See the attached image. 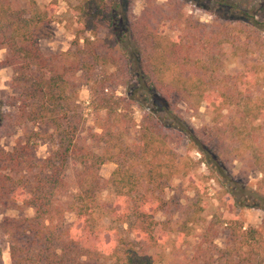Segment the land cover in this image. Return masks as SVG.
Segmentation results:
<instances>
[{"label":"trees","instance_id":"obj_1","mask_svg":"<svg viewBox=\"0 0 264 264\" xmlns=\"http://www.w3.org/2000/svg\"><path fill=\"white\" fill-rule=\"evenodd\" d=\"M135 1L73 0L69 48L45 55L38 42L58 1L0 0V67L11 69L17 116L51 130L42 158L33 149L40 131L0 147V212L33 209L0 218L8 264H157L167 243L179 260L168 264H264V232L223 213L264 211V0H141L139 14ZM188 1L212 21L188 14ZM231 59L240 65L233 72L225 69ZM78 81L89 88L86 136L73 98ZM201 103L210 123L196 127L186 113ZM234 160L260 173L254 187L234 179ZM107 161L115 167L104 179ZM201 162L221 205L209 217L202 183L192 195L173 184ZM107 186L115 199L104 203L98 193ZM102 210L106 229L96 217Z\"/></svg>","mask_w":264,"mask_h":264},{"label":"rangeland","instance_id":"obj_2","mask_svg":"<svg viewBox=\"0 0 264 264\" xmlns=\"http://www.w3.org/2000/svg\"><path fill=\"white\" fill-rule=\"evenodd\" d=\"M12 1L14 2V4H17L19 6H23L27 2V0ZM48 1L49 0H37L40 5H44ZM57 1L58 7L55 19L47 26L46 36L42 37L38 42L41 51L45 55L66 51L74 38L77 26V23L68 10V5L73 0ZM156 1L158 3H164L167 0ZM142 9L143 2L141 0H136L132 6L133 12L135 14H139ZM184 9L188 14H191L194 18H198L202 22H211L213 19V14H211L207 10L200 9L197 6V3H191L188 1L185 4ZM5 51L6 50L4 48L0 49V59H3ZM239 67V62L233 61L232 59L230 61L227 60V64L225 65V69L231 72L235 71ZM10 75L11 69L9 67H0V119L2 118L0 120V147L5 150H11L19 140H24L27 133H29L30 131H40L41 136L33 140L35 141L33 149L34 155L38 158H42L48 154L51 146V143L49 142L47 136V133H49L51 130L49 127L44 125H34L30 122H23V120L17 116V100H15V97H17V92L10 85ZM120 91L121 89L118 90V92ZM73 98L77 99V101L80 103V108L83 114V118L81 119V125L83 127L81 135L86 136L88 135L89 128L92 125V115L88 111V109L85 108L89 99L88 85L85 83H80L78 81L76 89L73 93ZM177 105L181 112L186 111L187 105L184 102L177 101ZM186 116L196 127H201L202 125L210 123V111L205 103H201V105L195 111L189 109L188 113H186ZM134 117L136 122L138 123L141 117V111L139 109H135ZM211 144L214 148L216 147L213 142ZM221 145H223V143ZM191 155L195 159H199L201 156L195 150L191 151ZM228 166L232 175L235 176V180L241 181L245 184H249L251 187H254L261 177L260 173L256 170H246L244 161H229ZM114 167L115 163H113L112 161L105 162L99 169V173L102 178H108ZM72 173V168L68 167L66 169V177L68 180L72 179ZM208 175L209 171L207 169V166L205 165V163L201 162L198 164L194 176H191V178H176L173 181V184L176 186V188L178 190L180 189L181 195L182 193L192 195V188L194 184L198 182L203 184V191H205L203 197L207 202V206L206 209L202 212V215L206 217H209L212 212H214L218 207H221L214 190L217 188L216 181L214 179H209V177H207ZM98 199L104 203L111 202L115 199L113 189L109 186L103 188L98 193ZM223 211L225 216H237L245 226L259 227L264 232L263 210L259 208H242L240 210ZM3 214L8 216H32L33 209L31 207H23L21 210L6 209L3 211V213L0 212V218ZM159 216L160 215H158V217ZM96 217L103 229H106L110 224V215L108 211L102 210L101 212H98ZM74 219V213L68 212L65 215L64 224L70 225L73 223ZM123 228H126V224L123 225ZM170 251V245L167 243L165 245V252L162 256L163 259L161 262H157V264H168L169 262L178 263V257L175 255V253H171ZM9 261L10 259L7 242L5 240H0V264H8Z\"/></svg>","mask_w":264,"mask_h":264}]
</instances>
